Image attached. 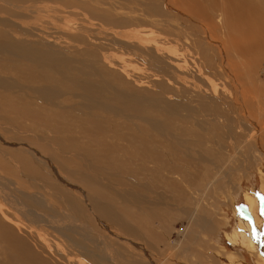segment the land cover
Returning a JSON list of instances; mask_svg holds the SVG:
<instances>
[{
    "label": "rangeland",
    "instance_id": "obj_1",
    "mask_svg": "<svg viewBox=\"0 0 264 264\" xmlns=\"http://www.w3.org/2000/svg\"><path fill=\"white\" fill-rule=\"evenodd\" d=\"M16 1L19 0H12V3L0 0V51H4L1 46L9 45L22 49L30 56V60L40 62L43 66L91 68L92 78L106 82L112 94L119 97L122 103L142 106L152 111L154 109L150 106H155L156 99L160 98L163 103L174 106L181 105L182 100L177 98L180 96L194 107L196 103H190L189 100L195 99L196 95L204 96L206 103L212 99L210 93L203 90L208 81L220 87L219 92L224 93L225 97L226 92H231L230 86L219 79V69L216 67L219 50L228 47L226 32L218 18L213 20V30L204 34L198 21L185 18L179 11L167 9L169 16L157 19L156 14H146L148 9L156 13V0ZM163 2L164 0H160L158 7L164 8ZM5 54L8 58H13L10 52ZM239 62L244 63L243 60ZM241 67L244 72L249 70L243 65ZM259 67L252 71L248 82L262 87L264 74L259 71L262 69ZM101 73L107 74L106 79L102 78ZM4 77L6 79L12 76ZM249 96L257 103L260 95L250 92ZM255 102L251 116L260 124L255 130L249 129L247 122L240 124L241 120L238 121L235 115H231L227 131L218 126L220 124L216 120L215 123L200 113L194 114L189 112L190 109L176 106L174 111L179 115L192 113L191 123L186 126L188 129L193 127L192 130L195 131V136L190 139H197L201 143L200 151L197 148L194 152H201L205 156L204 160L190 163L175 161L174 164L183 173L169 175L159 172L156 165L150 163L143 166L140 162L126 165L122 153L116 152L114 155L121 166H129L132 171L140 170L138 178L152 192L150 195L138 194L142 201L140 205L143 209L154 205L149 215L156 220L150 226L151 229L133 225L129 228L113 226L115 231L114 228H109L110 232H119L116 233L119 237L114 233L103 234L102 225L92 222L90 195L84 192L80 183L73 182L67 174H62L57 163L52 161L49 165L51 168L42 165L40 174L44 175L43 178L31 180L20 164L9 162L11 159L5 154L6 147L19 149L20 143V146L28 145V148L52 147L49 150L55 151L56 147L47 138L41 141L31 133L17 131L14 126L0 125V223L11 231H0V264H9V256L13 253L7 245L6 233L20 240L36 256L37 263L32 260L33 263L30 261V264H93L86 256L88 252L85 250L88 249H81L75 244V241L83 239H79L77 234L73 236L66 228V225L71 227L72 224L68 223L65 216L75 214L70 201H75L87 217L75 224L86 227V231L90 235L93 233L94 236H91L94 238L98 239L99 234L108 235L110 240L107 242L112 243L110 250L114 255L111 251L110 254L118 259V264H258L257 256L264 257V194L260 191L261 177H264V116L259 115L257 109L260 106ZM73 114L79 117L78 113ZM112 119L118 124L124 122L121 116ZM82 121L78 122L80 126L76 123L79 127L76 128L75 121L71 120L70 124L75 127L71 134L77 142L86 146L90 144L89 135L92 134L93 127L88 126L86 120ZM239 125L241 127L237 128ZM123 132L126 130L121 131ZM47 136L51 135L47 133ZM253 137L259 139L260 147L255 145ZM27 140H31L33 145L29 146ZM112 142L108 137L103 139L106 145ZM114 144L120 146V150L127 148L125 141ZM89 146L95 149V143ZM77 157L76 162L80 164L81 158L79 155ZM87 163L90 164L89 161ZM87 163L83 164V168H87ZM55 172L63 177L55 175ZM86 174L94 175L91 171H86ZM23 176H29V182ZM65 179L71 184L66 183ZM107 183L103 181L102 184ZM112 190L119 194L122 188ZM2 191L6 192L5 196ZM244 194L255 197L260 204L257 212L260 219L258 227L255 226L254 217L248 212ZM24 195H34L44 200L45 207L34 208L32 216L29 211L24 214L26 208L18 199H22ZM236 212L248 221V236L255 244V253L243 249L229 235L234 229L243 232L237 226ZM33 218L36 223L30 225L28 222ZM196 219L203 220H200L201 225L196 223ZM60 228L66 229L61 231ZM124 240L127 241L123 242ZM84 245L88 248L90 246L87 243ZM227 255L232 256V263H229Z\"/></svg>",
    "mask_w": 264,
    "mask_h": 264
},
{
    "label": "bare ground",
    "instance_id": "obj_2",
    "mask_svg": "<svg viewBox=\"0 0 264 264\" xmlns=\"http://www.w3.org/2000/svg\"><path fill=\"white\" fill-rule=\"evenodd\" d=\"M2 1H10L12 3V0ZM159 1L156 0V13L152 9H148L146 14H156L157 19V17H168L167 9H173L174 12L179 11L185 18L198 21L203 28L204 34H209V31L213 30L214 18L220 20L226 32L228 47H223L219 50L216 67L219 69V79L223 80L231 88V92H226V97L224 93L219 92L218 88L220 87L208 81L207 87L203 88L212 97L208 103L204 102L203 99L206 100V98L200 95H196L195 99L189 100L190 103H196L194 107H191L186 99L180 96H177V98L182 100L181 105L175 104L174 106H170V103H163L158 98L155 106H150L154 109L151 111L142 106L125 104L119 101V97L117 98L112 94L106 82L92 78L91 68L43 66L40 65V62L30 60V56L22 49L9 45L1 46L4 51H0V125L14 126L17 131L31 133L35 135V137L33 136L34 138L39 137L41 141L47 138L48 142L53 147H56L55 151H50L49 149L52 147L48 143L46 144L50 148H37V146L28 148V145L20 146V143L18 145L19 149L6 147V153H4L11 159L9 162L13 161L20 164L22 170L30 176L31 180L43 178L44 175L41 176L40 174L42 165L51 168L49 165L52 161L57 163L62 174L65 173L69 180L80 183L84 192L90 195L91 212L93 213H91L93 215L92 222L102 225L101 232L103 229V234L114 233L109 231V228H114L113 226L129 228L130 225H133L142 229H151L150 226L156 222L155 217L149 215L154 205L146 209L141 208L140 205L142 201L138 194L146 193V195H150L152 193L149 186L142 183V180L138 178L140 170L132 171L131 168H128L129 166H121L117 156L114 155L116 152L122 153L127 163L126 165L140 162L143 166L150 163L156 165V169L159 172L163 171L169 175L183 173L176 167L175 161L190 163L194 160H204L205 157L201 152H194L197 148L200 151L201 143L197 139L195 141L190 139V137L195 136V131L192 130L194 129L193 127L188 129L186 126L191 123L189 121L192 113L189 112L200 113L206 116L207 119L216 120L220 124L218 126L227 129V131L229 128L226 127L231 123L230 116L235 115L238 121L241 120L240 124L241 122H245V124L247 122L248 128L255 130L257 127L259 128L260 124L251 116L252 110L255 109V101L250 98L249 94L253 92L260 95L257 101L260 108L258 107L257 111L259 115L264 116V107L262 106L264 105V89L262 87L264 86L259 87L253 85L252 82H248L250 74L256 67L262 65L263 67H261L262 69L259 67L261 69L259 71L264 74V0H164V8L158 7ZM16 2L21 3L20 0ZM9 52L13 57L12 59L5 54ZM229 54L234 57H229ZM239 59L243 60L244 63H240ZM241 65L251 71L246 69L247 71L244 72ZM8 75L12 77L5 79L4 76ZM100 75L106 79L107 74L101 73ZM258 78L261 79L260 77ZM221 87L224 88V85H221ZM75 101H80L81 103L77 104ZM176 106H183L190 110L186 115L182 116L174 111ZM73 113H78L79 117ZM242 113L244 114L242 115ZM120 116L124 120L123 124L113 121L112 118ZM82 119L88 122V126L93 127V130H91L92 134L89 135V142L90 144L95 143V149H92L89 146L90 144L81 145L71 134L72 130L75 131V127L79 128L78 122H83ZM71 120L75 121V127L74 124H70ZM240 127V125L237 126V128ZM123 130H126V132L121 133ZM47 133L51 136H47ZM230 134L232 136L231 132H229ZM30 137L32 138V136ZM106 137L113 141L110 145L103 143V139ZM253 139H255V145L260 147L261 142L259 139L256 137H253ZM31 140H27V144H30L29 146L33 145L32 141L34 140ZM123 141L126 142L127 148L121 149V151L119 149L120 146L118 147L114 143H123ZM162 147L165 149H162ZM78 155L81 158L80 164L76 162ZM65 156H69V158ZM43 157L45 159H42ZM84 163H87V168H83ZM17 168L19 169L18 166ZM59 169L57 170L59 171ZM86 171H91L94 175L88 176ZM184 174L182 177H184ZM37 175L38 177L35 178ZM55 175L62 176L59 172H55ZM28 177H25L27 182H29ZM46 179L48 178L46 177ZM53 180L58 182L55 178ZM65 181L68 183L67 179ZM103 181L108 182L107 185H103ZM119 187L122 188L120 193H113L112 189ZM260 191L264 194V177H261ZM2 192V195L5 196L6 192ZM129 192H132V194ZM18 199L21 201L20 204L26 208L24 214L29 211L32 216L34 208L45 207L43 204L44 200L42 201V199L40 200L34 195H24L22 199L20 197ZM158 199L156 200L158 201ZM244 200L248 207V212L255 219V226L258 227L260 225V219L257 215L260 205L258 200L250 194H244ZM70 205L75 214L69 217L65 216L68 218V223L72 224L71 227L66 225V228L73 233V236L77 234L79 239L80 237L83 239V241L80 239V242L75 241V244L81 249L84 247L89 250H85V252H88L86 256L93 264H118L116 261L118 259L112 257L114 254L110 250L112 243L107 242V240H110L108 235L99 234L101 241L99 238L92 237L93 233L90 235V232L86 231V227H78L75 222L81 219L86 220V214H83L82 208L75 201H70ZM11 206H9L10 209ZM234 214L237 219V226L243 232H238L234 229L229 234L231 239L235 243L240 244L249 253H255L257 251L255 244L248 236L250 233L248 221L240 213L236 212ZM38 219H41V217ZM200 220L202 219H196L198 225H201L203 221ZM30 221H27L30 225L36 223L34 218ZM2 229L8 230L0 223V231ZM65 229L62 228L61 231ZM116 233L114 234L119 237L117 235L119 232ZM116 236L113 237L114 240ZM5 238L8 240L7 245L13 250L8 259L9 264H30L32 260L36 261V256H33L32 252L12 234L6 233ZM71 238L75 239L74 237ZM0 240H2L1 234ZM125 241L127 240L123 242ZM118 242H120V239ZM86 243L90 245L89 248L84 245ZM227 256L229 263H232V256ZM257 257V263L264 264V257ZM41 264H44V262Z\"/></svg>",
    "mask_w": 264,
    "mask_h": 264
}]
</instances>
